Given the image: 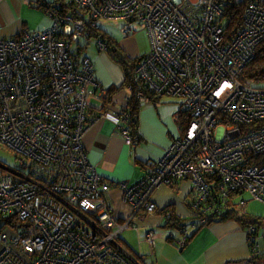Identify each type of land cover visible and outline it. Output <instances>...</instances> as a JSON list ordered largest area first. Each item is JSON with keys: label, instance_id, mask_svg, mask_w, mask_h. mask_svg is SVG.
Segmentation results:
<instances>
[{"label": "built area", "instance_id": "1", "mask_svg": "<svg viewBox=\"0 0 264 264\" xmlns=\"http://www.w3.org/2000/svg\"><path fill=\"white\" fill-rule=\"evenodd\" d=\"M231 1L63 0L83 14L56 6L47 30L0 36V148L19 160L16 167L0 161V264H145L121 233L135 227L134 217L159 211L152 195L162 183L191 182L193 213L180 247L191 228L246 206L245 193L264 201V80L245 75L264 40V0H240L241 24L228 35ZM104 20H123L126 37L135 23L147 29L151 49L136 70L141 86L178 97L189 115L187 128L141 181L118 183L134 207L124 221L82 142L91 102L101 98L83 47ZM94 43L107 51L104 41ZM137 98L152 101L142 89ZM164 215L172 219L170 210ZM248 235L253 251L264 233L249 225ZM145 240L155 245L156 232Z\"/></svg>", "mask_w": 264, "mask_h": 264}, {"label": "crops", "instance_id": "2", "mask_svg": "<svg viewBox=\"0 0 264 264\" xmlns=\"http://www.w3.org/2000/svg\"><path fill=\"white\" fill-rule=\"evenodd\" d=\"M5 2L2 3L5 4ZM25 7L32 11L28 6ZM26 17L28 20H33L31 14H26ZM111 23L116 22L102 21V25H106V30L107 25ZM22 31L24 30L19 33ZM107 31L110 35L115 36L114 32ZM117 42L126 54L133 57L141 54L133 45L131 36L124 38L123 35V40ZM90 51L91 54H89ZM88 54L95 64V75L100 83L97 93L101 95V98H95L91 102L88 111L90 123L83 135L82 142L89 161L110 182L111 186L106 195L107 199L118 220L124 221L133 213V206L123 199V191L118 183L127 181L134 184L141 181L150 167L163 158L171 142L182 133L177 120L180 100L173 95L164 94L159 101L144 102L139 110V136L133 138L132 143H129L126 133L121 128L122 125L128 123V114L125 117V107L130 93L129 87L123 86L124 74L122 69L107 51L91 48ZM98 59H100L101 67L97 66ZM104 74H110V76L108 75L112 81L110 85H116L118 91L109 93L110 85L104 82ZM171 98L179 101L174 102ZM108 114L116 116L118 120L115 121L112 117L107 116ZM177 187L179 188L177 189ZM190 189L191 182L189 179L178 180L175 185L162 183L154 189L152 196L155 203L160 207L159 211L149 214L148 216L152 215V217L149 221L143 222V225L135 221L137 217L140 219L142 217L136 216L133 219V223L138 227L136 235L139 242L135 241L130 234L134 231H128L127 234L121 233L125 247L130 253L143 255L148 264H167V262L168 264H248L252 258L251 253L264 256V238L258 241L257 248L251 251V243L248 237L249 225L243 220V216L252 215L247 214L245 206H238L236 209L230 210L229 212L235 210L237 213L226 219L210 220L205 225L198 227L196 231L195 229L189 230L188 235L194 231L195 234H193L188 245L181 248L180 253L173 249L172 247H180L178 241L184 236V233L182 230L167 225L168 219L164 215V207L171 206L175 214L184 218L188 223L193 213L189 202ZM246 196L244 194L245 198H247ZM127 213L130 214L126 216ZM160 214L165 217L162 226L167 227L168 231L156 229V225L161 222V219L153 217ZM172 229H176L179 233ZM150 230L156 232V242L153 246L145 240L144 235ZM258 231L260 233V230ZM144 243L149 248L151 247L152 251H155L151 257H149L148 249H144ZM167 244L169 245L167 249H171V255L177 254L178 257H172L165 253V245ZM157 248H159L158 252ZM212 249L215 251L211 255ZM179 258L182 259V263ZM258 260L253 262L257 263ZM262 261L264 263V258Z\"/></svg>", "mask_w": 264, "mask_h": 264}, {"label": "trees", "instance_id": "3", "mask_svg": "<svg viewBox=\"0 0 264 264\" xmlns=\"http://www.w3.org/2000/svg\"><path fill=\"white\" fill-rule=\"evenodd\" d=\"M38 1V7L42 9V11L48 15H50V11L52 8L54 7H58L59 9L62 8V5H65L66 7H70L72 9H74L75 14H79L80 10L78 7L76 6H70L68 4H65L63 2V0H37ZM55 1V3H54ZM242 13H243V3L240 0H233L231 1L229 4H227L225 6V18L227 20L226 25H227V32L228 35H231L234 30L238 27V25L241 24V19H242ZM80 14L82 15L83 13L80 12ZM87 30L91 32V27H94L91 23H87ZM100 26V27H99ZM98 29H93V40L94 42L97 40H101L104 41L107 46V52L109 53V55L112 57V59L117 62L121 69L122 72L124 74V82H123V86L126 87H131L130 88V93L128 94V99H127V105L125 107V112L126 114H128V123L124 124L121 126V128H123V126H128V133L130 136H132V138H136L139 136L138 133V128H139V110L141 108V106L143 105L144 102H141L138 98H137V92L139 89L144 90L145 92L148 93L149 98L152 101H159L161 99V97L164 94H157L155 92L152 91H148L147 89H143L141 86V82L142 80L138 79V73H137V67L139 65V63L143 60V58L150 52L148 53H144V54H137L136 56H130L128 54H126L124 52V50L122 48H120L119 44L117 41H119L115 36L110 35V33L106 30V25H99ZM91 35V33H90ZM132 35V34H131ZM92 42V44L89 47H83L84 49V53L86 56H88L90 53L89 49L93 48L95 50V43ZM77 47V46H76ZM91 56V55H90ZM92 59V58H91ZM94 63V61H93ZM245 75L252 77L255 80H264V40L263 42L259 45L258 50H257V54L256 57L254 58V60L248 65V67L245 70ZM116 91H118V87H116V85L112 84L109 87V93H115ZM181 132L184 131L185 128V124L189 121V115L186 112V109L182 108L181 106L179 107V111H178V117H177ZM125 128V127H124ZM177 183V181H175L174 183H171V185H175ZM179 187H177L178 189ZM164 210H170L172 212V219L171 220H167V225L175 227L178 230H181L183 228V226L186 225V220L180 216H178L177 214H175L173 208H171V206H167L164 208ZM235 213H237L235 210L231 211V212H225L221 215L220 219H226L229 216L235 215ZM253 218H255L253 216ZM252 216H248V215H244L243 216V220H245V222L250 225V224H254V225H258L256 226L257 229L258 227H260L261 223H264L261 221V219H253ZM210 221V220H209ZM208 221V222H209ZM207 222V223H208ZM205 225V224H202ZM200 225V226H202ZM247 225V226H248ZM199 226V227H200ZM196 230H198L197 228H193ZM259 230V229H258ZM195 231L188 235V240L186 245H188V243L190 242L193 234H195ZM261 240V239H260ZM259 240V241H260ZM121 241L123 242V239L121 237ZM186 245L184 247H186ZM137 257H139L138 253H136ZM252 258H250V261H248V264H264L262 261V258H264L263 255L257 254V253H251ZM142 262L146 261L142 258V256L139 257ZM259 259V260H258ZM254 260H258L257 263L253 262Z\"/></svg>", "mask_w": 264, "mask_h": 264}, {"label": "rangeland", "instance_id": "4", "mask_svg": "<svg viewBox=\"0 0 264 264\" xmlns=\"http://www.w3.org/2000/svg\"><path fill=\"white\" fill-rule=\"evenodd\" d=\"M3 1H6L5 4L2 3ZM7 1L8 0H2L0 2V4L2 3L0 5V35L1 36L17 35L21 30L44 31V30H47L52 25L53 23L52 18L50 17V15L44 13L42 9L37 6L39 4L37 0H9V2ZM25 6H28V8L32 9V11L26 9ZM24 14H25V17H24ZM26 14L27 15L31 14L33 16V20L32 21L28 20L27 19L28 16L26 17ZM123 23L124 21L121 20L116 23H111L107 25V30H109L110 32H114L115 37L120 41L123 40V33L121 30V26ZM134 27L136 31L132 35H130L132 38V41L134 42L133 45L137 47L139 53L141 54L149 52L151 49V42H150V36H149L147 29L136 23L134 24ZM99 51H104V50H99ZM97 66L101 67L100 59L97 60ZM108 75L110 76V74ZM108 75L104 74V82L110 85L112 81ZM171 99L174 102H178L179 100H181L179 98H178L179 100L175 98H171ZM174 105H177V104H174ZM185 125H186L185 126L186 128L188 126V122ZM15 154L16 153L14 151H11L5 148H0V161L7 163L9 167H16L19 164V160L17 159ZM245 194L247 195L246 196L247 204L245 206L247 214L254 216L256 219H261V221L264 222V201H260L252 197H249L248 193H245ZM125 204L129 205L128 203H125ZM133 211H134V207H133ZM130 213H127L126 216H128ZM151 217L152 215L148 216L146 219H143V220L137 217L135 221L139 223L140 225H143L144 224L143 222L149 221ZM155 217H158L161 219V222L158 223V225H156V229L168 231L167 227L162 226L163 223L165 222L164 215H161V214L156 215L153 218ZM137 230H138V227L135 226L134 228L125 229L123 232L124 234H127L128 231L129 232L134 231L133 233H130V234L134 237L135 241L139 242L137 235H136ZM172 230H174L176 233H179L176 229H172ZM190 230L192 231L193 228H191ZM259 230H260V234L264 233V223H261ZM1 231L3 230H1V224H0V237H1ZM143 245H144V249L146 250L148 249V253L150 254L149 257H151V255H153L155 251H152L151 247L149 248L146 243H144ZM137 248H138V244H137ZM165 248H166L165 253L171 255V249H167L169 248L168 244L165 245ZM172 248L175 249L178 253H180V249L183 247L176 246V248L175 247H172ZM158 251H159V248H157V252ZM214 251L215 249H212L210 254L211 255L214 254ZM171 256L176 257L177 254H174ZM179 261L182 263L181 258H179Z\"/></svg>", "mask_w": 264, "mask_h": 264}, {"label": "clouds", "instance_id": "5", "mask_svg": "<svg viewBox=\"0 0 264 264\" xmlns=\"http://www.w3.org/2000/svg\"><path fill=\"white\" fill-rule=\"evenodd\" d=\"M176 181H178V180H176ZM174 182H175V181H174ZM174 182H173V183H174ZM168 185H169V184H168ZM170 185H171V184H170ZM190 192H191V189H190ZM189 198H190V197H189ZM164 208H165V207H164ZM190 219H191V218H190Z\"/></svg>", "mask_w": 264, "mask_h": 264}, {"label": "flooded vegetation", "instance_id": "6", "mask_svg": "<svg viewBox=\"0 0 264 264\" xmlns=\"http://www.w3.org/2000/svg\"><path fill=\"white\" fill-rule=\"evenodd\" d=\"M94 71H95V64H94Z\"/></svg>", "mask_w": 264, "mask_h": 264}]
</instances>
